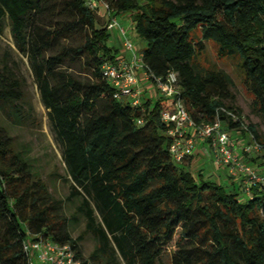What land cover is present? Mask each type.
I'll return each mask as SVG.
<instances>
[{"label": "trees", "instance_id": "1", "mask_svg": "<svg viewBox=\"0 0 264 264\" xmlns=\"http://www.w3.org/2000/svg\"><path fill=\"white\" fill-rule=\"evenodd\" d=\"M88 1L0 0V22L8 17L15 47L29 60L75 184L67 218L26 150H16L0 125V264H27L28 237L69 243L79 264H89L78 247L82 235L72 239L68 230L80 217L95 239L89 258L105 256L103 264H117L116 255L123 264H161L166 254L168 264H264V185H250L245 195L244 187L226 190L195 176L182 165L186 158L172 162L159 118L167 105L160 98L132 107L113 96L102 65L119 53L107 45V21ZM102 1L113 16L131 12L145 67L154 76L176 74L192 119H217L244 135L245 124L264 166V0ZM207 41L217 59L235 61L261 130L234 106L231 76L203 62ZM23 95L22 79L0 62V104L17 124L31 111L22 113Z\"/></svg>", "mask_w": 264, "mask_h": 264}, {"label": "rangeland", "instance_id": "2", "mask_svg": "<svg viewBox=\"0 0 264 264\" xmlns=\"http://www.w3.org/2000/svg\"><path fill=\"white\" fill-rule=\"evenodd\" d=\"M145 1L138 0L140 3H145ZM100 16L102 17L100 22L107 21L108 16L104 14L102 9L100 10ZM114 18L113 28L108 29L107 45L117 49L118 53H124V55L129 57V52H123L122 50V40L125 37L131 42L135 50L144 49L145 42L134 30L131 12L116 13L114 14ZM205 44L206 51L202 57L203 62L206 66L222 69L231 76L233 80L232 92L235 94L234 106L240 109L241 114L247 122L256 124L259 130H261L259 119L250 113L251 97L241 84V77L235 67V61L230 58L217 59L214 44L210 41L205 42ZM4 61L22 79L24 94L23 100L20 103L22 105V113L25 115V110L28 108L31 111L24 123L17 124L12 121V116L8 114L9 108L0 104V125L6 128L11 137L12 145L16 150H26V155L33 163L34 169L38 171L48 191L54 198L62 201L63 213L68 218L74 209L75 203V199H68V197L72 186L75 184L67 174V169L62 159V148L56 140L49 123L47 109L41 102L29 60L25 54L20 53L15 47L7 16H4L0 22V62ZM243 135L240 133V136ZM201 145L199 142L197 144L198 147H196L197 150L195 149L194 151L195 153L186 158L182 165L186 169L191 170L195 176L197 173L202 172L204 178L224 186L226 190H230L235 186L238 192L243 193V179H240V181L238 177L235 178L229 175L227 167L213 164L210 156H204L199 153ZM261 155L262 152H253L250 155H245L243 161L250 163L252 166L254 165V168L261 167ZM259 171L264 172V169ZM91 205L94 208V215L99 221V213L94 205ZM84 226V217H80L76 222L69 224L70 237L74 239L78 235H82L81 241L78 242L82 258L88 260L89 264H103L106 261L105 256L99 262L89 258L95 245V239L91 233L84 232ZM116 258L117 264H123L117 255ZM168 261L169 255L166 254L161 257L160 263L168 264Z\"/></svg>", "mask_w": 264, "mask_h": 264}, {"label": "built area", "instance_id": "3", "mask_svg": "<svg viewBox=\"0 0 264 264\" xmlns=\"http://www.w3.org/2000/svg\"><path fill=\"white\" fill-rule=\"evenodd\" d=\"M87 4L97 8L99 15L102 9L108 16L107 28H113L115 18L104 1L90 0ZM122 50L129 52V57L124 53L117 54L115 62L102 65V75L113 88V96L125 100L132 107H141L147 99L161 98L165 102L167 108L159 113V118L166 126L165 134L170 138L168 153L174 164L192 156L200 142L202 145L199 153L210 156L216 165L227 167L229 175L243 179L245 195H250V185H264V172H259L257 167L243 161L245 155L259 150L245 124L241 127L246 132V139L240 136V130L224 129L217 119L210 123H196L180 97L178 79L174 72L154 76L145 67L140 49L135 50L125 37ZM226 115L234 121L238 118L233 110L226 111ZM241 118L244 119V116L241 115ZM137 123L141 124L142 120L138 119ZM22 248L27 264H79L76 252L69 243L28 237L23 240Z\"/></svg>", "mask_w": 264, "mask_h": 264}, {"label": "crops", "instance_id": "4", "mask_svg": "<svg viewBox=\"0 0 264 264\" xmlns=\"http://www.w3.org/2000/svg\"><path fill=\"white\" fill-rule=\"evenodd\" d=\"M126 57H127V56H126ZM242 137L245 138V139L247 138L246 135H243ZM197 147H198V146H197ZM212 162H213V161H212ZM213 164H215V163L213 162ZM261 169H264V166L258 167V170H261ZM201 173H202V172H201Z\"/></svg>", "mask_w": 264, "mask_h": 264}]
</instances>
